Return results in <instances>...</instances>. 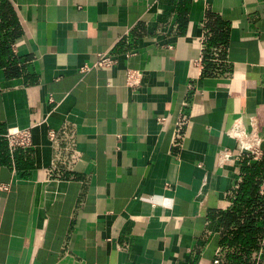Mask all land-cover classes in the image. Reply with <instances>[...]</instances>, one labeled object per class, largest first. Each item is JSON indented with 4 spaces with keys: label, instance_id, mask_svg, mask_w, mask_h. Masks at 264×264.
Masks as SVG:
<instances>
[{
    "label": "crops",
    "instance_id": "crops-1",
    "mask_svg": "<svg viewBox=\"0 0 264 264\" xmlns=\"http://www.w3.org/2000/svg\"><path fill=\"white\" fill-rule=\"evenodd\" d=\"M235 120L261 136L264 264V0H0V264L225 263Z\"/></svg>",
    "mask_w": 264,
    "mask_h": 264
},
{
    "label": "trees",
    "instance_id": "trees-1",
    "mask_svg": "<svg viewBox=\"0 0 264 264\" xmlns=\"http://www.w3.org/2000/svg\"><path fill=\"white\" fill-rule=\"evenodd\" d=\"M215 39L224 40V34ZM240 168L242 179L239 183L236 200L232 208L219 214L228 228L234 227L231 228L232 230L228 229L232 234L227 236L225 241L229 244L238 241L241 249L238 252L228 253L227 260L223 264H235L239 261L247 264L251 261L252 249L256 245V236L261 231V227L257 222V215L250 214L251 209L247 208L251 206L253 199L258 195L257 176L260 174L261 167L258 161H254L250 155L244 154L240 161Z\"/></svg>",
    "mask_w": 264,
    "mask_h": 264
},
{
    "label": "built area",
    "instance_id": "built-area-1",
    "mask_svg": "<svg viewBox=\"0 0 264 264\" xmlns=\"http://www.w3.org/2000/svg\"><path fill=\"white\" fill-rule=\"evenodd\" d=\"M116 60L109 55L106 51L99 52L95 60L91 64H84L81 66V70H85L90 67H109L113 65ZM140 80V72L136 69H128L126 75V82L129 85H134ZM255 116H251V123L254 124ZM230 135L236 141V149L240 155H250L253 159H258L263 155L261 148V136L257 133L254 127L247 131L239 121L235 120L232 128L230 129ZM52 135V131H49ZM6 137L9 145L15 146H27L31 144V129L30 127H16L9 126L6 131ZM221 160H229L233 156V150L230 148H223L219 152ZM1 188H7L6 185L1 184ZM264 193V186L262 188Z\"/></svg>",
    "mask_w": 264,
    "mask_h": 264
}]
</instances>
